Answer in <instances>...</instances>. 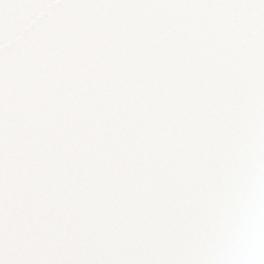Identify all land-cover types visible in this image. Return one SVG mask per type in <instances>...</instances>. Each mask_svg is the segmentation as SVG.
<instances>
[{"label": "snow or ice", "instance_id": "1", "mask_svg": "<svg viewBox=\"0 0 264 264\" xmlns=\"http://www.w3.org/2000/svg\"><path fill=\"white\" fill-rule=\"evenodd\" d=\"M0 264H264V0H0Z\"/></svg>", "mask_w": 264, "mask_h": 264}]
</instances>
